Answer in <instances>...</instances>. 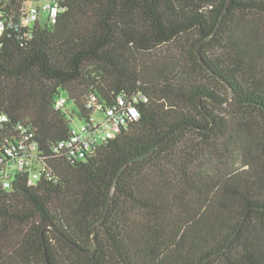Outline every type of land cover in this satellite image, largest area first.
Here are the masks:
<instances>
[{"label":"trees","instance_id":"1","mask_svg":"<svg viewBox=\"0 0 264 264\" xmlns=\"http://www.w3.org/2000/svg\"><path fill=\"white\" fill-rule=\"evenodd\" d=\"M63 1L32 38L0 37V141L23 124L51 155L91 93L137 96L140 118L0 187V264H264V0Z\"/></svg>","mask_w":264,"mask_h":264},{"label":"built area","instance_id":"2","mask_svg":"<svg viewBox=\"0 0 264 264\" xmlns=\"http://www.w3.org/2000/svg\"><path fill=\"white\" fill-rule=\"evenodd\" d=\"M63 0H0V37L7 30H22L23 38L33 37L34 28L46 27L58 22L67 11ZM45 14V19L41 15ZM69 98L62 91L55 98V107L66 113ZM89 116L81 118L84 122L77 127L72 125L70 135L53 145V153L48 154L40 148L36 133L29 127L19 124L15 134H9L0 141V187L11 189L17 174H26L30 185L42 178L55 177L50 156L69 161L85 159L93 149L114 137L132 121L140 118L137 96L130 100L125 94L119 95L110 105L91 93L86 101ZM71 114V113H70ZM74 120V117H73ZM9 121L8 115L0 113V129Z\"/></svg>","mask_w":264,"mask_h":264},{"label":"rangeland","instance_id":"3","mask_svg":"<svg viewBox=\"0 0 264 264\" xmlns=\"http://www.w3.org/2000/svg\"><path fill=\"white\" fill-rule=\"evenodd\" d=\"M45 17H46L45 14L42 13L41 18L44 20ZM162 51H163V53H165V52H169L170 49H169V48H162ZM170 53H174V52L170 51ZM185 56H186V57H185V58H186V62H187L188 65H189V69L193 72L192 74H193L195 77H196V76H201V77L205 78L206 75H205V73L202 71V69L199 68L198 65H196V64L193 63L191 57H190L188 54H186ZM209 82H213V81L209 79ZM214 88H215L216 90L220 91L223 95L227 96V98H228L229 101H232V100H233L232 97H231V93H230V91H224L223 88L218 89V87L215 85V83H214ZM62 92H63L64 95L67 94L66 91H62ZM223 107H224V108L220 109V111L223 112V113H225V114H230V113H231L230 110L233 109V108L229 107L227 103H226ZM68 108L70 109V111H72L73 109L76 108V106H75L73 103H70V104L68 105ZM83 122H84V121L81 120L78 116L74 115V120H73V126H74V127L80 126ZM236 151H237V150H235V151H234V154H233V159L236 161V164H234V167H237V166L239 165V163H240L239 156H238L239 153L236 152Z\"/></svg>","mask_w":264,"mask_h":264},{"label":"water","instance_id":"4","mask_svg":"<svg viewBox=\"0 0 264 264\" xmlns=\"http://www.w3.org/2000/svg\"><path fill=\"white\" fill-rule=\"evenodd\" d=\"M227 104H228V106L231 107V108H234V107L238 106V102H237V100L229 101ZM47 226H49V223L46 222V223L44 224V228L47 227ZM88 254H91V252H88Z\"/></svg>","mask_w":264,"mask_h":264}]
</instances>
